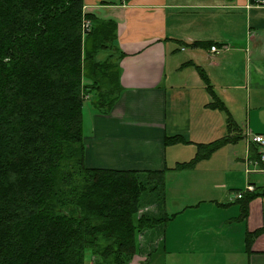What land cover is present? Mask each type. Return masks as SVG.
<instances>
[{
	"label": "crops",
	"instance_id": "obj_1",
	"mask_svg": "<svg viewBox=\"0 0 264 264\" xmlns=\"http://www.w3.org/2000/svg\"><path fill=\"white\" fill-rule=\"evenodd\" d=\"M83 10L117 26L118 101L93 114L84 133L85 165L166 172L162 188L146 191L145 213L166 218L138 235L130 264H264V196L240 219L237 193L264 187V164L254 158L247 131L264 135V5L251 0H83ZM215 44L217 53L194 46ZM227 46L225 50L223 47ZM202 70L241 138L194 168L197 144L227 134L226 114L206 105ZM180 142L166 143V137ZM258 155V154H257ZM264 189V188H263ZM159 195V201L156 196ZM147 210V211H146ZM156 214V215H154Z\"/></svg>",
	"mask_w": 264,
	"mask_h": 264
},
{
	"label": "trees",
	"instance_id": "obj_2",
	"mask_svg": "<svg viewBox=\"0 0 264 264\" xmlns=\"http://www.w3.org/2000/svg\"><path fill=\"white\" fill-rule=\"evenodd\" d=\"M83 7V0H0V264H85L87 252L95 264H129L138 235L166 219L139 216L142 195L160 190L165 171L142 179L138 171L84 163V102L100 115L111 112L123 90L124 54L115 21ZM198 73L211 98L206 106L226 114L227 134L197 144L194 157L173 170L194 168L241 138L207 75ZM250 149L259 159L257 147ZM263 188L238 199L241 220ZM263 232L249 233L247 248Z\"/></svg>",
	"mask_w": 264,
	"mask_h": 264
},
{
	"label": "built area",
	"instance_id": "obj_3",
	"mask_svg": "<svg viewBox=\"0 0 264 264\" xmlns=\"http://www.w3.org/2000/svg\"><path fill=\"white\" fill-rule=\"evenodd\" d=\"M127 0H121L122 3L126 2ZM258 4L264 5V0H258ZM88 21H85L83 24V29L86 31L89 29ZM225 50L228 49L227 46L223 47ZM210 53H217L218 49L215 45L210 46L209 48ZM245 139L250 143L257 147V153L259 155L260 162L264 164V135L252 133L247 131L245 134ZM254 189L251 186H248L245 190L237 193V199L241 198L244 192H252Z\"/></svg>",
	"mask_w": 264,
	"mask_h": 264
},
{
	"label": "rangeland",
	"instance_id": "obj_4",
	"mask_svg": "<svg viewBox=\"0 0 264 264\" xmlns=\"http://www.w3.org/2000/svg\"><path fill=\"white\" fill-rule=\"evenodd\" d=\"M106 55H107V53L102 54L100 56L101 60H103ZM94 113L96 114L97 111L93 108L92 104H90L89 101L86 100L84 102V105H83V129H84L85 134H87L88 128L92 123V118H93ZM147 189H148V186H147ZM158 197H159V195L156 196V201H159ZM140 203H141V209L144 210L145 205H148L150 203V199H147L145 196H142ZM145 214H149V213H145ZM154 215H156V214H154ZM95 263H96V260L91 259L90 258V252H87L85 264H95Z\"/></svg>",
	"mask_w": 264,
	"mask_h": 264
},
{
	"label": "water",
	"instance_id": "obj_5",
	"mask_svg": "<svg viewBox=\"0 0 264 264\" xmlns=\"http://www.w3.org/2000/svg\"><path fill=\"white\" fill-rule=\"evenodd\" d=\"M262 194H264V190L262 191Z\"/></svg>",
	"mask_w": 264,
	"mask_h": 264
}]
</instances>
